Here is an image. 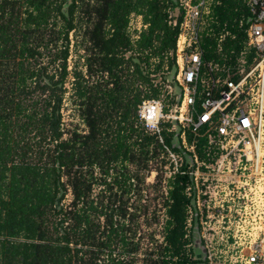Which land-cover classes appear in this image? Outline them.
<instances>
[{
  "label": "trees",
  "instance_id": "16d2710c",
  "mask_svg": "<svg viewBox=\"0 0 264 264\" xmlns=\"http://www.w3.org/2000/svg\"><path fill=\"white\" fill-rule=\"evenodd\" d=\"M208 3L200 32L204 61L230 74L250 67L255 53L245 45V3ZM177 9L171 0H0V264L135 263L134 214L124 198L138 176L128 166L146 170L164 153L137 111L143 100L167 92ZM131 15L146 26L135 40ZM77 29H83L85 70L70 74L69 35ZM69 75L85 134L63 128ZM165 100L173 104L171 95ZM202 134L195 152L210 164L220 150ZM163 137L171 148L173 133ZM188 168L183 163L180 170ZM95 185L102 189L93 196ZM199 185L205 189L202 179ZM193 195L189 175L168 179L163 241L146 264L200 263L188 228L189 212L197 211Z\"/></svg>",
  "mask_w": 264,
  "mask_h": 264
},
{
  "label": "built area",
  "instance_id": "2783aa9c",
  "mask_svg": "<svg viewBox=\"0 0 264 264\" xmlns=\"http://www.w3.org/2000/svg\"><path fill=\"white\" fill-rule=\"evenodd\" d=\"M241 1L250 14L245 45L254 51V63L230 74V69L221 71L204 61L200 32L203 18L209 14L208 0H176L182 14L173 53V84L180 90L178 106L173 113L174 98L173 104H168L159 97L143 100L137 111L145 132L161 145L170 177L187 174L193 180L196 210L199 205L208 209L212 200L220 208H235L229 218L219 212L228 230L217 254L203 244L205 264H264V0ZM134 17L141 19L131 15L128 31ZM134 29L133 40L141 32L140 27ZM172 86L169 84L161 96L173 97ZM172 122L177 124L179 144L191 157V164L164 142L165 130L173 135L176 131ZM167 123L171 127L165 129ZM201 131L220 150L210 164L199 161L195 152V138ZM187 133L193 136L191 143ZM183 163L189 167L187 171L180 170ZM201 179L204 190L199 185ZM218 194L219 200L215 197ZM202 217V213L200 218L197 215V220Z\"/></svg>",
  "mask_w": 264,
  "mask_h": 264
},
{
  "label": "rangeland",
  "instance_id": "374dc122",
  "mask_svg": "<svg viewBox=\"0 0 264 264\" xmlns=\"http://www.w3.org/2000/svg\"><path fill=\"white\" fill-rule=\"evenodd\" d=\"M75 18L77 20L78 13L75 14ZM143 25L142 19H136L134 17L129 33L134 34L136 32L134 28L136 27H140L141 31L144 30L142 28ZM69 39L70 57L67 63L68 71L70 74L75 71L84 72L85 43L83 40V29H77L75 33H71ZM72 82V76L69 75L64 85L65 94L61 108L63 128L65 132L77 131L78 133L85 134L86 128L79 115L80 110L74 96ZM160 97L163 100L165 99L163 95ZM67 136L66 134L64 138H67ZM128 170L130 174H137L138 176L132 183L131 193L125 195L124 198L129 213L134 214L133 220L129 224L130 235L133 237L134 244H137V252L133 256V261L135 262L134 264H146L149 259L155 258L163 241L165 210L163 209L162 203L166 196L171 169L168 166L166 156L163 154L155 160H152L146 170L138 171L135 166H128ZM94 176L97 177V174L95 173ZM101 189L102 187L95 185L93 196L98 194ZM215 197L219 200L220 194ZM70 199L71 196L68 194L64 204H68ZM226 199L228 200V198ZM197 211L199 212V218L201 213L203 214V217L199 219L203 244L208 246L212 254H217L218 250L222 249V244H224L223 234H226V230H228V224L221 223L219 212H222L226 218H229L231 215L234 216L235 208H227L226 205L220 208L215 200H212L208 209L199 205ZM192 220L193 213L189 212L188 228L192 227ZM133 232L135 233L133 234Z\"/></svg>",
  "mask_w": 264,
  "mask_h": 264
},
{
  "label": "water",
  "instance_id": "95a60500",
  "mask_svg": "<svg viewBox=\"0 0 264 264\" xmlns=\"http://www.w3.org/2000/svg\"><path fill=\"white\" fill-rule=\"evenodd\" d=\"M174 4H176V0H171ZM67 5L64 6V8H66ZM177 11H179L177 9ZM250 22V19L247 20V23ZM175 75V67L173 66L169 75H168V82L170 85H173L172 88V94H173V98H174V105L172 108V112L175 113L176 108L178 106L179 100H180V90L179 88H177L174 84H173V78ZM172 125L176 128V131L171 139L170 142V146L172 149L177 150L184 158L185 162L188 164L192 163V159L191 157L186 154L178 141V135H179V129L177 127L176 122H172ZM191 205L193 206V208H195V199L194 197L191 198ZM192 249L195 255V259L198 260L200 263L198 264H205V250L203 248V246L201 245V238H200V233H199V224H198V220H197V211L194 212V220H193V226H192Z\"/></svg>",
  "mask_w": 264,
  "mask_h": 264
},
{
  "label": "flooded vegetation",
  "instance_id": "af4514ba",
  "mask_svg": "<svg viewBox=\"0 0 264 264\" xmlns=\"http://www.w3.org/2000/svg\"><path fill=\"white\" fill-rule=\"evenodd\" d=\"M193 220H194V217H193ZM199 233H200V225H199ZM200 238H202L201 234H200ZM201 245L203 246V241L201 239Z\"/></svg>",
  "mask_w": 264,
  "mask_h": 264
},
{
  "label": "crops",
  "instance_id": "0c3cea01",
  "mask_svg": "<svg viewBox=\"0 0 264 264\" xmlns=\"http://www.w3.org/2000/svg\"><path fill=\"white\" fill-rule=\"evenodd\" d=\"M135 16V15H134ZM131 17V16H130ZM129 21H130V19H129ZM129 25V24H128Z\"/></svg>",
  "mask_w": 264,
  "mask_h": 264
}]
</instances>
